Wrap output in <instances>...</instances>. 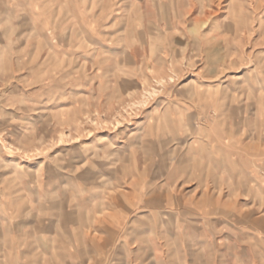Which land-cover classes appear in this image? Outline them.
<instances>
[{"label": "crops", "instance_id": "1", "mask_svg": "<svg viewBox=\"0 0 264 264\" xmlns=\"http://www.w3.org/2000/svg\"><path fill=\"white\" fill-rule=\"evenodd\" d=\"M0 1L6 15H13L12 21L29 20L23 6L30 3L34 38L47 35L48 52L55 60H72L73 56L76 59L77 53L89 49L87 39H78L84 34L89 42L95 44L91 46L95 54L110 56L111 72L119 70L121 53L133 56L140 52H153V47L156 50L155 37L167 40L163 49L158 51L166 53L171 49L168 39L172 35L169 33L173 32L163 30L161 24L165 19L158 13L159 9L155 13L149 7L155 3L154 0H127L130 6L127 9L125 2L120 0H96L103 5L98 17L95 0ZM184 2L191 8L196 4L190 0H156L160 6H175V12L170 10L176 20L185 17L180 8ZM244 2L231 0L230 3H238L239 8L232 7L229 15L238 20L243 27L242 32L247 33L252 20L263 21L264 17L249 13L243 6ZM187 14L191 15L189 19L196 14L201 15L199 7L190 9ZM124 15L131 27L123 32L117 29V23ZM62 20L67 21V25L65 23L63 28H58L56 21ZM71 20L77 23L73 24ZM102 20L106 22L107 29H111L110 33L102 32L105 28ZM163 26L167 28V24ZM201 29L202 25L199 27L197 24L190 33L196 37ZM49 31L54 36H49ZM207 32L211 34L213 28ZM122 35L128 42L124 48L119 44ZM54 39H57L56 44L52 41ZM136 40L139 47L134 44ZM205 52L208 55L207 66L213 72L207 81H194L199 88L193 92V98L197 105L203 104L201 108L191 114L192 107L184 102L176 104L175 115L180 125L153 126L164 134L169 131L182 133L177 140L171 141L172 148L192 152L198 166L197 179L195 173L186 172L192 161L187 156L188 151L178 159L173 174L166 158L157 160L155 157L148 158L146 164L132 162L138 172L131 174V146L127 156L121 157L117 151L103 160L101 167H97L101 173L87 169L85 165L89 159L81 157L76 171L65 169L55 180L48 178L42 184L36 174L30 183L24 184L20 200H1L0 264H89L105 258L117 264L125 261H131V264H264V141L260 144L253 140L250 146L248 141L242 140L243 129L237 144L224 137H216L220 121L215 119L218 109L214 110L212 96L220 87L223 91L230 88L228 80L222 83L215 81L221 67L210 56V50ZM81 58L80 64L88 62L83 56ZM153 61L154 66L165 63L160 57ZM95 62L102 65L103 60L95 58ZM240 79H244L243 76ZM252 83L264 86V79L255 77ZM245 84L241 81L239 90L233 95L230 91L228 98L231 100L237 96L239 101L245 98V104L249 97L257 99L262 106L256 109V113L264 114V88L254 90L248 85L244 88ZM240 111H244L241 128L247 127V108ZM229 112L230 109L219 113L218 117L223 121ZM189 132L192 138L185 140L183 133ZM229 132L224 130V134ZM233 148H239V152L233 155ZM217 149L220 151H213ZM206 152H210L207 158ZM181 169L185 172L177 177L179 181L174 182V176L179 175ZM185 180L187 183L197 180L192 189L196 199L184 200L189 193L180 182ZM216 181L222 182L220 185L224 188L222 202L221 188L220 194L215 195ZM200 189L204 190L203 194H200ZM121 191L124 194L120 195ZM233 197L239 198V204L232 203ZM233 212L240 214L234 225L231 221ZM221 213L226 233L217 231L221 223L216 216ZM233 227L237 230L233 231Z\"/></svg>", "mask_w": 264, "mask_h": 264}, {"label": "rangeland", "instance_id": "2", "mask_svg": "<svg viewBox=\"0 0 264 264\" xmlns=\"http://www.w3.org/2000/svg\"><path fill=\"white\" fill-rule=\"evenodd\" d=\"M154 1L149 7L153 12L160 10L158 13L165 19L161 24L163 30L169 29L173 32L169 33L173 37L171 35L168 39L171 49L166 53L158 51L163 49L167 40L155 37L153 40L157 41L156 50L153 47V52H140L133 56L121 53L120 68L112 72L111 59H108L110 56L95 54L91 48L95 44L89 42L86 34L78 39H87L86 45L90 46L89 49L77 53L76 59H73V56L72 60H55L48 52L47 35L44 36L46 39L34 38L30 3L23 6L25 17L29 20L12 21L13 15H6L0 1V203L2 199L13 202L20 200L24 184L36 178V174L42 180L39 183L43 184V180L54 179L56 176L58 178L65 169L76 171L81 157L89 159L85 165L87 169L98 173L97 167H101L103 160L117 151L121 157L127 156L129 146L131 174L138 172L132 162L146 164L150 157L157 160L166 158L171 164L173 174L178 159L183 158L188 151L187 156L192 161L186 167L189 168L186 172L195 173L197 179L198 166L192 152L189 149L172 148L171 141L177 140L182 133L169 131L164 134L163 131L153 129V126L180 125L175 115L176 104L186 103L192 107L191 114L201 108L203 104L197 105L193 92L199 88L194 81H207L212 76L213 69L207 66L206 49L211 51L210 56H213L214 61L221 67L215 81L222 83L228 80L230 88L223 91L220 87L212 96L215 101L214 110L218 109V115L230 109L223 119L224 122L222 117L215 114V119L220 121L216 137H224L237 144L241 140L240 130L243 129L242 140L248 141L250 146L253 140L262 144L264 114L256 113L262 103L251 97L247 104L243 101L245 98L239 101L237 96L231 97V100L228 97L230 91L233 95L239 90L241 81L244 84L247 81L248 87L254 90L264 88L252 83L255 77L264 79V20L255 21V18L250 22L249 32L244 33L240 22L229 15L232 7L236 10L239 8L238 3L231 4V0H190L196 2L195 6H192L193 10L199 7L201 13L191 19V15L187 14L192 10L191 5L184 2L180 6L185 15L182 20H176L174 14H171L175 12V6H160ZM120 2H125V9L130 7L127 0ZM11 3L14 5V2ZM243 6L249 13L262 14L264 17V0H245ZM94 8L97 10V17L100 16L98 13L103 5L95 0ZM127 18L121 16L117 29L124 32V29L131 27L127 25ZM198 19L200 21L197 22ZM71 21L73 24L77 23ZM102 21L105 25L102 32L110 33L111 29H107L106 22ZM65 23L67 25V21H56L58 28H63ZM164 24H167V28H164ZM197 24L199 27L202 25V29L199 35L194 37L190 30ZM212 28L213 32L208 35L207 31ZM47 34L54 36L51 31ZM126 40L123 35L119 38V44L123 48L128 43ZM52 41L57 43V39ZM134 44L136 47L140 46L137 40ZM203 44L205 48L201 47ZM80 56L88 62L84 60L86 63L80 64ZM158 57L164 58L165 63L154 66L153 59ZM95 58L102 59V65H98ZM150 59L152 61H148ZM241 76L244 79H240ZM247 85L245 84L244 88ZM251 93L255 94L252 90ZM245 108L248 126L241 128L244 111L240 110ZM224 130L231 132L224 134ZM183 135L186 136L185 140L192 138L190 132ZM238 152L239 148H233V155ZM209 153H205L206 158ZM182 172L185 171L181 169L179 175L174 176V182L179 181L176 179ZM186 181L180 182L189 193L184 200L196 199L197 195L193 197L192 189L197 180H190L188 183ZM220 184L222 182L216 181L215 195L220 194L221 188L222 202L225 192ZM203 191L200 189V194H203ZM181 192L183 193V190ZM122 194L123 191L120 192V195ZM231 200L233 204L239 202V198L233 197ZM231 215L234 225L240 214L233 212ZM216 220L221 223L217 231L226 233L222 213L216 216ZM235 230L237 228L233 227V231ZM233 233L235 236V232ZM119 263L131 264V261ZM89 264L117 263L105 258L104 261L98 260Z\"/></svg>", "mask_w": 264, "mask_h": 264}]
</instances>
